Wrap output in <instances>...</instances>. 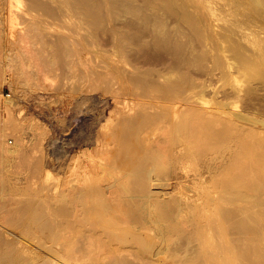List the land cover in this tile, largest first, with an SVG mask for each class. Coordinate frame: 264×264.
I'll list each match as a JSON object with an SVG mask.
<instances>
[{
    "label": "bare ground",
    "instance_id": "obj_1",
    "mask_svg": "<svg viewBox=\"0 0 264 264\" xmlns=\"http://www.w3.org/2000/svg\"><path fill=\"white\" fill-rule=\"evenodd\" d=\"M188 2H186V0H0V25L5 23L3 21L5 18V20L13 26L16 17H19V13L26 15L25 17H31L30 22L33 21L34 24L24 29V35L28 37V40L30 39L31 43H35L34 45H36V48L40 44L41 53L39 52V48H37L38 50L36 49L40 54L43 52L48 53L49 51L47 52L45 49L47 48V50H49L48 48L51 47L50 49H55V51L58 50L57 52L60 57L61 51L63 52V47L69 50L71 49V45L68 46V44L73 43L77 47H80L81 50L85 49L87 51L86 47H89L87 53H91L93 58L90 59H94L95 56H97L96 40L98 39L99 32L105 28L106 32L102 30V35L104 32V35L107 37L106 42L110 47L112 45V50L110 51L114 49L115 52H113V54L115 53L114 56L116 55L117 58L116 64L112 65L111 68L107 65L108 68L106 69H109L112 75L114 74L113 76L117 73L116 76H118L119 80L118 78L116 79L119 82L123 79L125 85L122 87L127 96L123 95L126 99L132 96L136 97L134 99L138 101L121 102L122 108L124 110L127 109L126 112L124 111L123 113H127L129 116H122L118 119L115 118V124L111 127L112 131L110 130V133L108 132V135L106 134V138L111 140L110 143L117 144L115 145V149L117 146L120 149L119 151L117 150V152L112 151V149L114 150V144H111L112 149L110 148L109 152L111 153L112 151L115 155L113 154L109 157V154V158L104 155L106 158L103 159V156V163L96 164L95 173L89 180L85 182L82 181V184H80L77 189L72 188L66 191V188V192L62 190V193L64 192L63 194H60V191L58 193L59 196L55 199H53L54 196L50 198L46 194L47 192L45 196H42L41 192L43 190H40L41 192L39 191L38 193L41 194V196L36 194V196L31 197L30 195H32V192L28 195L30 198L25 197L27 200L24 203L23 201L20 202L21 205L14 208L9 217H5L6 219L4 218L3 220L1 219V223L17 231L20 239L23 241H30V244L34 243L35 251L23 247L20 242L15 239L6 242L1 235L0 264H208V262L211 263L214 259H209L212 255H209V258L207 257L208 255H206L205 258V252H208V254L211 253V251H206V249L208 250L212 247L210 246L211 243H217V237L218 242L221 240L225 246L227 245L225 247V251L227 252L222 253L223 249L221 250V248L220 252L222 254L228 253V256H221L218 249L219 245H216L218 248H215L214 245L213 247L215 249L212 248V252L218 249L216 250L217 253H219L218 255L227 259L226 261L223 260L225 261L222 262L223 264H264V124L260 126V128L263 126V129L258 130L259 127L256 128L251 124L249 125V123L247 125L241 124L239 120L242 115H239L240 117H236L235 115L232 120H226V122L221 124L222 127L220 126V129H215L216 126H213L216 124V121H219L220 117L218 118L217 116L218 119H216L212 117V114H209L208 103L205 100V96H207L205 91L208 89L205 88L204 90V87L200 86L201 82L198 85L196 82L197 76L195 77L198 72L203 71L202 69L205 70V68L200 67V65L204 67V64H202L199 59L206 57L205 55L208 50L206 52L202 51L204 47L201 48V44L197 40V37L203 35L204 32V36L206 37L205 41L211 42L212 39L215 42V48L213 47L214 56L219 54L222 55L226 51L227 46L224 45L226 43L234 52L233 58L239 62V64L241 63L242 71L246 72L248 75H252L253 80L256 78L253 82H258L260 85L263 83L261 86L264 87V36H262L261 32L258 30H252V27L264 29V1L239 0V3H236V7L239 8L246 5L245 10L248 12V15L244 17L241 16V19H234L233 22L229 23L232 17L239 15L233 11L231 12V20L229 19L228 21L227 19L226 23H223L227 16L222 22V18H216L217 16L213 14L214 4L211 7L206 5L209 3V0H200V3L203 4L201 8L204 6L209 13L214 15V17L210 16L212 19L216 18L215 21L218 20V22H222V25L225 24L229 28L226 30L227 27L225 28L224 26L225 29L223 28V34H218L219 36L217 38L212 37L211 39L206 33L207 30L205 31L207 27L206 23H204L206 26H203L204 20L202 21V16L196 10L195 11L199 13V15L195 14V12H193L194 9L192 12L189 11L192 9L191 7L193 5L190 4L191 6L189 7ZM122 5H125V7L127 6V10H124L126 11V15L129 16H126L125 20L122 19L124 21V28L118 27L117 24V27L111 25L114 19L117 20V11ZM195 6L193 7L195 8ZM198 9L197 7V10ZM124 10H119L120 14L123 12V15L121 14L122 16H125ZM54 17H59L60 19L68 18V23H65L70 26L72 36H65V38H58V36H55L53 39L52 35L44 33L46 29L49 30L51 26L49 20L52 18L55 19ZM53 19L51 21H53ZM21 22L19 25L22 24ZM27 23L28 25L30 24L29 19ZM227 24H229L230 27ZM199 25H202V27ZM67 28L69 34V27ZM234 28L241 31L240 33L245 29H249L248 34L245 33L244 35L242 33L245 38L241 36L248 45V49L245 47L246 45H242V42L239 43V41L236 40L235 36L238 34L235 35V32L237 33L238 31H234ZM239 36L237 37L240 38ZM100 37L99 40H101ZM25 38L20 39L19 37L20 40ZM199 39L201 41V37H199ZM241 40L242 39H240V41ZM19 42L18 40V43ZM37 42L39 44H36ZM212 43L213 42L209 44ZM26 45L27 44L24 46ZM147 45L150 46V49L153 48V51L159 47L161 50L162 48L164 50L165 48L162 47L164 45H166V49L170 47V50L168 49L169 51H165L168 52V54L170 53L171 56L175 55V58L171 57L170 54L167 55L165 52L159 54L161 56L165 54V56H163L164 58L166 55L172 59L174 58L176 67L172 59L171 64H173L175 69L171 68L169 72L166 71L169 67L164 69L166 63H164V65L163 61L169 60L168 58L161 60L163 66H160L167 72L164 74L163 72L165 71L160 73L161 71L150 70L153 66L148 68L149 70L147 68L146 70H140L139 68H132L133 70H129L127 67L129 66L130 68V64L131 67H133L135 61V57L133 56L134 58H131L133 61L130 63L128 59V55L130 56L131 54L130 52L135 51V53H138L136 50L143 47H147L146 49L148 50ZM19 46H21V44H19ZM146 49H143L145 53L147 52ZM243 49L251 53L250 58H245L243 56L241 52ZM53 50L50 51L53 52ZM139 51L141 53V50ZM210 51L213 52L211 49ZM37 52L36 54L33 53L39 56L40 54H37ZM68 52H70V50ZM104 52L107 51L104 50ZM158 52L157 49L154 53L156 54ZM111 53L112 52H110V54ZM147 53L149 54V52ZM151 53L153 52H150V54ZM48 54L45 55L48 57ZM50 54V57L52 56L53 58V53ZM67 54L64 53V55ZM71 54H73V52ZM29 55L32 56V54ZM55 56H57V53L54 57ZM39 57L43 56L41 55ZM20 59H22V57H20ZM56 59L54 62L57 61ZM34 60L35 58L33 61ZM27 61L26 63L30 62ZM197 61H200L198 62L199 64L201 63L200 65L198 64L199 67L195 65ZM39 62L41 63V61ZM78 62L80 63L81 61H77V63ZM193 62L195 63L194 67L201 68V71H193L191 68V71L196 72L194 73L195 78H193V76L191 77L189 67H186L189 69L182 68H185V64L190 66L188 64H193ZM29 64L31 65V63ZM50 64L52 65L55 63ZM127 64L128 66L126 69L131 71L128 72L130 74L124 72L122 68L123 65L125 67ZM179 64H181L180 69L182 68L184 71L177 67ZM22 65L24 64L22 63ZM26 65L24 67H26ZM30 65H28L29 67L27 68H30ZM46 66L47 68L49 67V65ZM166 66L170 65L167 63ZM192 66L193 65H191V67ZM196 67L194 70L197 69ZM16 68L17 67H15V70ZM19 68V71H21L22 67ZM50 68L52 69V67ZM102 68L104 69V67H100L101 70H103ZM93 69H95V67ZM93 69H91L92 71L89 70V75L86 74L88 78H92V80L97 78V74ZM210 69L213 70L214 67ZM234 70L236 71V69ZM10 71L12 70L10 69ZM24 71L27 70L25 69ZM113 71L115 72L113 73ZM237 71L239 72L238 69ZM61 72V76H68L64 70H61ZM70 73L73 72L71 71ZM111 73L108 75H111ZM123 73L125 74L124 77ZM16 74L20 75L19 73ZM37 74L39 73L37 72ZM21 76L23 75L21 74ZM83 76L84 75H82L81 78H83ZM77 78V80H79L80 77ZM192 78L195 81H193ZM250 78L251 76H249V79ZM160 79H162V81H160ZM107 80L110 82L109 76ZM107 80L104 81L107 83ZM115 80L112 84H117ZM221 81L222 80H220V82ZM120 83L118 84L119 86L122 85ZM202 84L205 86L206 83L204 82ZM206 85L205 87H210V84ZM107 88L109 87H105L104 89L106 90ZM248 88L250 89L249 86ZM94 89L95 88H93V90ZM111 89L112 91L115 90H113V88H110V90ZM237 89L238 87L236 85L235 90ZM135 90L141 92L138 93V91ZM245 90L248 92L247 89ZM252 90L250 91L251 94L257 91L254 89L255 92H253ZM136 92L138 95L134 94ZM219 92L216 93L218 94ZM240 92L241 90L239 93H235L240 95ZM247 92L244 93L247 95L249 94V92ZM116 93L118 92H115V95L118 96ZM213 94L215 95V93ZM123 95L121 96L123 97ZM224 96L227 97V94L223 95V97ZM242 98L239 96V99ZM230 100L233 99L231 98ZM116 103L117 102L114 104ZM118 103H120V101ZM219 103L220 102H218V104ZM230 103V105L237 107L236 102ZM132 105H134V107H132ZM220 105L222 104L220 103ZM227 106L228 105H226V108ZM133 109L138 110L136 111ZM154 109L159 111H154ZM132 110L136 112L135 115L132 114ZM152 110L153 112H151ZM211 111L214 112L216 110L211 109ZM153 114L158 117H156V120L152 119ZM207 114L211 115V117H208ZM245 117L248 118L247 115L244 116V119ZM111 118L112 117L109 116L107 120L110 121ZM161 119H165L163 122L166 121L167 127L164 126L166 125L165 123H162L164 124L163 128L167 129H161V135L159 131L158 136L160 137L156 136L154 139L149 137V139H151L147 140V138H144V135H142L144 139L140 138V135L146 130L147 125L150 124L148 133H152L154 129H156L155 122L158 120L161 121ZM221 119H224V117H221ZM245 120L242 122L246 123L247 121ZM255 121L257 120L255 119ZM158 123L156 125L160 127ZM220 123L221 120L219 121V124ZM257 126H259V124ZM160 128L158 130H160ZM158 130H155V132H158ZM164 130H166V132H164ZM153 135L152 133V137ZM110 140L105 141L106 143L103 142L105 146L108 144L110 147L108 142ZM105 152L104 150V153ZM225 152L229 153L227 154L228 157L224 156ZM200 168L203 169V173L209 175L208 181H206L207 186L203 181V186L206 187L203 189L204 192L202 197H199L200 200L202 199L199 203H197L199 198L191 201L192 197L190 199V196L183 192L188 196L187 198L190 199L189 204V199L187 200L185 196L184 198L186 200L178 196L180 192L177 193V191L181 190L182 186H179L181 189L178 188L180 182L176 183V181L181 173H184L183 176H185L186 173L189 174V172L200 174L201 171L198 170ZM119 171H121L120 173L122 174H120ZM179 172L181 173L179 174ZM48 185L49 184L46 186L45 183L46 188L51 187ZM169 187L172 188V191L177 190V195L176 193H171L172 195L168 194V192L166 193L165 188ZM153 188L159 189V192L155 189L154 192ZM14 191L20 193V195L22 193L19 192L22 191V189ZM211 203L212 205L214 204L213 210L212 206H210L211 209L209 208L212 211L206 208V204L210 205ZM7 213L9 212H6V214ZM211 216H213L214 219ZM210 217L213 219L212 221ZM203 219L207 222H204L206 224L202 223ZM1 223V227H4ZM231 231L234 232L233 234H236L234 239H229L227 236H232V233H230ZM213 232L214 234L216 232L215 235H217L214 243ZM210 237L213 239H210ZM208 238V242L211 240L212 242H209V246H207L209 248L205 247V252L203 251L201 255L199 253L201 251L200 246L204 243L207 244ZM194 241H196V246L199 245V250L194 249ZM221 243L222 242L219 244ZM222 244L220 247H222ZM195 248H198V246ZM213 256L212 258H215V253ZM216 258L217 261H219L217 256ZM214 263L212 262V264ZM220 263L221 262H219V264ZM216 264H218V262Z\"/></svg>",
    "mask_w": 264,
    "mask_h": 264
},
{
    "label": "rangeland",
    "instance_id": "obj_2",
    "mask_svg": "<svg viewBox=\"0 0 264 264\" xmlns=\"http://www.w3.org/2000/svg\"><path fill=\"white\" fill-rule=\"evenodd\" d=\"M191 1H193L194 3ZM224 1L223 0H209V3L206 4V5L211 6V7L214 4L213 5V11L215 13L213 12V14L217 16V17L215 16L216 18H219V17L222 18L221 19L222 22L225 19V17L227 16V18L224 20L223 23H226L227 19H228V21H229V19L231 20V17H232L231 12H233V11H235V13H238L239 15L236 16L237 18L232 17V20L229 21V23L233 22L234 19H236V20L241 19V16L244 17L245 15H248L247 14L248 12L245 10L246 5H243L239 8L236 7L237 4L239 3L238 2L239 0H224ZM186 2H188L189 7L191 5H193V6L196 5L195 8L193 6L191 7L192 9L189 8L190 9L189 11L192 12L194 9L193 12H195V14L199 15V13H200V15L202 16V17L200 16L202 18V21L204 20L203 26L207 25L206 29H205V27H204V29H205V31L207 30L206 33L208 34L210 39L212 37L217 38L219 35L223 34L224 29L227 26L225 24L222 25L221 24L222 22L220 23V22H218V20L215 21L216 18L212 19V17H214V15L209 13V11L204 6H203V8H201V5H203V4L200 3V0L199 1L198 0L197 1L196 0L195 1L194 0H186ZM195 2H196V4H195ZM197 3L200 5V7ZM218 5H219V7H218ZM197 7L199 8L198 10H197ZM119 8H120L119 10H124V9L127 10L126 9L127 6L125 7V5L124 6L122 5ZM119 10L117 11V14H118L116 17L117 20L114 19V21L111 22V25H114L116 27L118 25V27L124 28V21L123 20H125L126 16H128V15H126V11L124 10L125 16H122L123 12H121V14H122L121 15ZM195 10L199 13H197ZM243 10H244V12H243ZM216 11L218 12V14ZM244 13H246V14H244ZM5 14H4V16H5ZM18 16L19 17L18 18L16 17V19L13 23V26H11L5 20V18L3 19V21L5 23H2L0 25V223H1V219L3 220L5 217L6 218L9 217L12 210L14 208L18 207L19 205H21L20 202L23 201V203H24L27 200V198H30L28 195H30L32 192L34 194L32 193V195H30L31 197L36 196V194L39 196H41V194H42V196H45V193L47 192L46 194L50 198H52L54 196L53 199H55L59 196L58 193L60 191H61L60 194H63L64 192L62 193V190L65 191L66 188H67L66 191H68L72 188L77 189V187L79 188L80 184H82V181L85 182V181L89 180L93 176V174L95 173L96 166H97L96 164H99L101 162L103 163V161H104L103 159L106 158L105 156L108 157L110 154L109 157H111V155L114 154V153H112V151L117 152V150L119 151V149H120L118 146L115 149V147H116L115 145H117V144L113 143L114 144V150H113L111 148V146L113 144L110 143L111 140L109 138L107 139L106 136L108 135V132L110 133V130L112 129L111 127L114 126L115 118L118 119L119 117H122V116L123 117L129 116V115H127V113H123L124 111L126 112L127 109L124 110L122 108L123 107L122 103H124V102L126 103L128 101L138 102V101H136L137 99H134L136 97L131 96L130 97L131 99L129 97H128V99H126L125 96H127V94L124 92V88L122 87L123 85H125L123 83V79L120 80V82H122V83H120L118 81L119 80L118 76H116L117 73L115 74V76H113L114 74L112 75L111 71L108 69L109 70V72H108V70L106 69L108 67L111 68L112 65L116 64L117 58H116V55L114 56L115 53L113 54V52H115V50L113 49V51H110V50H112V48H111L112 45L110 44L111 45V47H110L109 44L106 42L107 37H106V35H104V32L102 35V30H104L106 32L105 28L99 32L98 39L96 40V47L98 48V50L96 48L97 56H95L94 59H90L93 57H92L91 53H87L89 51V47H86L87 51L85 49L81 50L80 47H77L73 43H72L73 45L68 44V46L71 45L70 46L71 49H69L70 52H68L69 51V50H67L68 48L65 49V47H63V52L66 54L68 53L69 57H68V54L64 55V53L62 51H61V53L59 52L61 54V56H63V57L66 56V57H64L65 59L61 56L59 57L58 52H57L58 50L55 51V49L54 50L50 49L51 47L48 48L49 50H47V48H46L45 50L47 52L49 51L48 52L49 54L53 53L52 54L53 58H52V56L50 57L51 54L49 55L48 53H45V52L40 54L41 53L40 52L41 46L39 47L40 44L38 42L36 44H39L37 46V48H39L40 53L37 52L36 51V49H37L36 45H34L35 43H31L30 39L28 40V37H26L24 35L25 34L24 29L26 27H29L30 25L34 24L33 21H31L33 23L30 22L31 17L27 16L28 17L27 18V17H25L26 15H23L21 13H19ZM210 16H212V17H210ZM120 17H122V18H120ZM205 17H206V19H205ZM25 18H26V20H25ZM54 18L55 19L52 18L53 21H51L52 19L49 20V24L51 26H50L49 30L46 29V31H44V33H46L48 35H52L53 39L55 36L56 37L58 36V38H63V37L65 38V36L66 37L72 36V34L70 32V26L66 24V23H68V20H67L68 18L67 19L66 18L60 19L59 17H54ZM56 18L60 19V20H57ZM28 19H29V23H30L29 25L27 23ZM42 19H44V18H42ZM19 21L20 22L22 21L21 22L22 24L19 25V23H20ZM204 23H206V25ZM53 24H54V26H53ZM26 25H28V26H26ZM227 25L229 26V24H227ZM199 26L202 27V25H199ZM224 26H225V28H224ZM67 27H69V34H68V30H67L68 28ZM227 29H229V28L227 27L226 30ZM245 30L242 31V33L244 35H245V33L248 34L249 29H245ZM252 30H258L259 32H261L262 36H264L263 35L264 29L252 27ZM47 31H48V33H47ZM234 31H238L237 33L235 32V35L238 34L237 36L242 34V33H240L241 31L236 30V28H234ZM243 34L239 36L240 38H238L237 36H235V38H236V40L239 41V43L242 42L241 44L246 45L245 47H247L248 45L243 40V38H245V37H243ZM21 35H22V38H25V37L26 38L23 40H20V39H22ZM60 35H63V36H60ZM18 36L20 37V39ZM102 36H104V37H102ZM99 37L101 40H99ZM199 37H201V41H200ZM48 38H49V36H48ZM197 38H198L197 39L198 42L201 44L200 47L201 48L204 47L202 49V51H204V52H206L207 50L209 51V52L208 51L206 52L207 54L204 53V54H206L205 55L206 57H203L204 59L203 58L199 59L202 62V64H204V67L200 65L201 63L200 64L198 63L200 61H197V62H195L196 64L194 62H193V64H188L190 66H187V64H185L184 65L185 68L184 67H182V68L183 69H189L190 68V72L192 73V74L190 73L191 77L193 76V78H195L197 76L196 82L198 83V85L201 82L200 86L204 87V90H205V88L208 89V90H206L207 92L205 91L206 95L208 96V97L205 96V100L208 103V105H207L208 111H210L209 114H212V117H214L216 119H218L220 117L219 121L221 120L220 124H219V121L218 122L216 121V124H214L213 127L216 126L215 129L218 130L222 127L221 124L226 122V120H232V118H234L235 115H236V117H240L239 115H242L240 117V120H239V122L241 121V124L247 125L249 123V125L251 124V125L255 126L256 128L259 127L258 130L263 129V126L260 128L261 124H264V122H263L264 121V100H263V98H264V87L261 86V85H263V83H261V85H260V84H258V82L257 83L253 82V81H255L256 78H254V80H253L252 75H248L246 72L242 71L241 63L239 64V62H237L233 58L234 52H233L232 48H229V46L226 45V43L224 44L225 46H227L226 51L222 55L219 54V55L214 56L213 53H214V48H215V44H214L215 42L212 39H211V42H213L212 44H209V43H211L210 41H205L206 37L204 36V32H203V35H201V36L199 35ZM208 39H206V40H208ZM240 39H242L243 41L242 40L240 41ZM18 40L20 41L19 43H18ZM243 42H244V44H243ZM19 44H21L22 47L19 46ZM25 44H27L29 46L26 45L27 46L26 47V46H24ZM30 45H32V46H30ZM107 45H108V48H107ZM149 47L150 46H148V50L150 49ZM162 47L165 48L164 50L162 48L163 51L161 50L160 47L156 48L154 51L152 50L153 48H151L148 51L146 49L147 47H145V48L143 47V48L139 49V50H141V53L139 50H136V52L138 51V53H135V51L130 52L131 53L130 56L128 55V59L130 60V63H132L131 61H133V60H131V58L133 59L134 57H135L134 60L135 61L137 60L136 61L137 63L134 61V63H133L134 66L132 65L133 67H131V64L129 63L131 69L129 68L128 64L125 67L123 65L122 66L123 71L127 72V74H130L128 72H131L129 70H133L132 68H137V69L139 68L140 70H143V69L146 70V68L148 69L151 66H153L150 68V70L153 69V70H157L159 72L161 71L160 73H162V71H165V70H163V67H161V66H163L161 60L168 59V58L170 61L165 60V61H163V64L166 63V65H167V63H168L170 66H166L164 64L165 65L164 69H167L169 67V69H167L166 71H168V72L171 71L170 69L174 68L173 64H171V59H172L171 57L175 58V55L171 56V54L169 53L171 57H168L167 55H169V54L166 51H169L170 47H167L169 50L166 49V45H164ZM23 48H24L25 52H24ZM30 48H31V51H30ZM32 48H34V49H32ZM102 48L109 53L104 52V50ZM201 48H199V49H201ZM108 49H109V51H108ZM143 49H146V51L149 52V54L147 52L145 53V50L143 51ZM157 49L159 52L155 54L154 52H156ZM210 49L213 52H211ZM247 49H248V47H247ZM26 50H27V52H29V51L30 52L27 53ZM34 50L37 52V54L38 53L40 54L39 56L42 55L43 57H39L38 55L36 56L35 55L36 52ZM50 50L51 51L53 50V52H51ZM66 50H67V52H66ZM71 51L73 52V54H71L72 53ZM110 52H112V53L110 54ZM150 52H153V53L150 54ZM161 52H163V53L165 52L167 54L166 55L167 58L163 57V56H165V54H163V53H162L163 55L161 56L159 54ZM241 52L245 58L251 57V53L248 52L247 50L243 49ZM56 53H57L58 57L57 56L54 57V55H56ZM62 53H63V55H62ZM19 54H20V56H19ZM22 54H23V56H22ZM29 54H32V56ZM45 54H48L49 58ZM12 55H14V56H12ZM156 55H158V56H156ZM104 56H105V58H104ZM20 57H22V59H20ZM26 57H27V59H26ZM34 58H35V60L33 61ZM40 58H41V60H40ZM56 58H61V59H56ZM67 58H68V60H67ZM79 58H81V59H79ZM174 58L172 59V62L175 60ZM52 59H54V60H52ZM55 59L57 60L56 61L57 63L54 62ZM27 60L30 62H28ZM38 60L41 61V63ZM46 60L49 62H47ZM102 60H104L105 62ZM20 61H21V63H20ZM23 61L25 63L27 61L28 63H26V64H28V65H30L29 63H31V65H30L31 69L27 68L29 66L26 65ZM42 61H43V63H42ZM77 61H81L80 62L81 64L79 62L77 63ZM44 62H45V64H44ZM174 62H175L174 65L176 67V61H174ZM13 63L16 66H14ZM19 63H20V65H19ZM22 63L24 65H22ZM38 63H39V65H38ZM50 63H55V64L51 65ZM106 63H108V64H106ZM145 63H146V65H145ZM98 64H100V65H98ZM183 64H182V66H183ZM194 64L197 66L199 64L200 67L205 68V70L202 69L203 70L202 72H198L199 74L197 73L195 75V77H194V73H196V72H193V71H201V68H198L199 66L198 67L195 66L197 69L194 70V68H195ZM25 65H26V67H24ZM46 65H49V67L47 68ZM78 65H80V66H78ZM96 65L98 66V68ZM103 65H106V66H103ZM107 65H109V66L107 67ZM180 65L181 64H179L177 66L179 69H180ZM191 65H193V66L191 67ZM11 66H13V67H11ZM18 66L22 67L21 71H19L20 68ZM9 67H11V68H9ZM15 67H17L16 70H15ZM50 67H52V69ZM87 67H88V69H87ZM92 67L93 68L95 67V69H93ZM100 67H104V69L102 68L103 70H101ZM126 67L129 70L126 69ZM186 67H189V68H186ZM211 67L212 68L214 67V69L213 70L210 69ZM78 68H81V69H78ZM90 68L93 69V71L97 74V78L94 80H92V78L91 79L88 78L89 70L92 71ZM161 68H162V70H161ZM182 68L180 70H183ZM191 68L193 71H191ZM10 69L12 71H10ZM22 69H23V71H22ZM25 69L27 71H24ZM71 69H73V70H71ZM234 69H236V71L238 69L239 72L238 71L236 72ZM61 70H64L68 74V76L67 75L61 76L60 75L62 73ZM76 70H77V72H76ZM71 71L73 73H70ZM166 71L163 72V74L167 73ZM28 72H30V73H28ZM37 72L39 74H37ZM65 72H64V74H65ZM78 72H80V73H78ZM97 72L99 73V75ZM114 72L115 71H113V73ZM13 73L14 74L19 73L20 75H17V74L14 75ZM25 73L28 75H26ZM110 73L112 76L108 75ZM21 74L23 76H21ZM30 74H31V76H30ZM86 74H88V75H86ZM39 75H41V76H39ZM76 75H77V77H80V78L82 77V75H84V76H83V78H81V79L79 78V80H77L78 78L76 77ZM78 75H80V76H78ZM65 76H66V78H65ZM108 76L110 78V82H109V80H107ZM124 76H125V74L123 73V77ZM249 76H251L250 79H249ZM84 77H85V79H84ZM231 77H232V79H231ZM114 78L115 79L118 78V80L116 79L117 82ZM111 79H112V81H111ZM219 79L222 81L220 82ZM96 80H98V81H96ZM104 80H107V83ZM114 80H115V83H117V84H114V83L112 84V82H114ZM87 81L90 83H88ZM160 81H162V79H160ZM193 81H195V80L193 79ZM92 82H94V83H92ZM204 82L208 85L210 84V87H208V88L205 87V86H207L206 84H205V86H203L204 84H202V83H204ZM119 83L122 85L119 86L118 85ZM106 84H108L109 86ZM236 85L238 87L237 90L240 89L242 94L244 92H247L245 89L248 90L249 94L246 95V93H244L245 95L243 94V96H244L243 97L241 92H240V95H239L238 93L240 90L239 91L235 90ZM71 86H77V87H71ZM104 86L109 87V88H107L105 90ZM248 86L250 87L251 90L253 87V90H252L253 92H255L254 89L257 90L255 92L256 94L253 92H252L253 94H251L250 93L251 90L248 88ZM257 86L259 87V89ZM124 87H126V86H124ZM127 87H128V85H127ZM77 88H78V90H77ZM93 88H95L96 90L95 89L93 90ZM110 88H113V90L114 89L115 90L112 91V89L110 90ZM233 89L235 90V92H238L237 93L238 96L234 92ZM72 90H74V91H72ZM117 90H119V91H117ZM211 90H212V92H211ZM108 91H109V93H108ZM135 91H138V90H135ZM135 91H133V92H135ZM230 91H232L233 93ZM115 92H118L119 94L120 93L121 94L119 95L118 93H116L118 95V96H116ZM140 92L141 91H138V93H140ZM216 92H219V93L217 94ZM138 93L136 92L134 94L138 95ZM213 93H215V95ZM228 93L231 95H229ZM234 93L236 94V100H239V101L235 100V94ZM226 94H227V97L224 96L225 97L224 98L223 95H226ZM121 95H123V97ZM251 95L253 98L251 97ZM232 96H234V97H232ZM239 96L241 98L242 97L243 98L239 99ZM231 98L233 100H230ZM213 99H214V101H213ZM119 101H120V103L122 101H124V102H122L120 104V103H118ZM115 102H117V103L114 104ZM218 102H220L222 105H220V103L218 104ZM230 102H234V103L236 102L237 107L234 105H230L231 104ZM223 103H225V104H223ZM226 105H228L227 108H229V109L226 108ZM222 106H224L225 108ZM232 106H234V107H232ZM130 107H131V105H130ZM132 107H134V105H132ZM214 107H216V108H214ZM157 109H154V111H159ZM211 109H215L216 111L212 112ZM133 110H136V109H133ZM133 112H132V114L135 115L136 112L135 111H133ZM151 112H153V110ZM137 113H139V112H137ZM245 115H247V117H248V118L245 117V119H247V120L244 119ZM249 115L254 119H252ZM109 116H111L113 118V119L111 118L110 121L107 120V118ZM207 116L211 117V115H208V114H207ZM217 116H218V118H217ZM150 117H151V115H150ZM152 117H153L152 119H154V120H156L158 118L156 115L154 116V114L152 115ZM221 117L222 118L224 117L225 120L221 119ZM243 119L247 122L243 123L242 122V121H244ZM255 119L259 122L260 121H262V122L259 123V122L255 121ZM164 120L163 119H161V121L158 120L159 123H158V121L155 122L156 129H154V132H152L154 134L153 137H152L151 132L148 133V130H149L148 127L150 125L148 123L149 125L146 126L147 131L145 130L146 132L144 131V133L140 135V138L141 139L147 138V140H148L149 137H151L152 139H154L156 136L159 135L158 134L159 131H160V135H161V133H162L161 129H167V128H163L164 126L167 127V124L165 123L166 121L163 122ZM162 122L165 123L166 125H164ZM157 123L159 124L158 126H160L161 128L157 127V125H156ZM160 123H161V125H160ZM258 124H259V126H257ZM159 128H160V130H158ZM155 130H158V132L156 131L157 132L156 133ZM164 132H166V130H164ZM145 133H146V136H148V137L145 136ZM147 134H149V135H147ZM90 135H91V137H90ZM142 135H144V138L142 137ZM158 137H160V136H158ZM107 140H110V141H108L110 144V147L108 144H106V146H105V144L103 143ZM110 148L112 149L111 153L109 152ZM104 150L106 151L105 153H104ZM102 153H104V154H102ZM227 154H229V153L225 152L224 156L228 157ZM213 156H214V154H213ZM102 157H103V159H102ZM209 157L211 158L210 155H209ZM209 157H207V158H209ZM215 157H217V156H215ZM198 170L201 171L200 174L194 173V172H191V173L189 172V174L186 173L185 176H183L184 173L179 172V174L180 173L181 174H180L179 178L177 179L176 183L180 182L178 184V188H180L179 186L181 185L182 189L180 188L181 190H178V191L173 190L172 191V188L169 187V188H165V192L166 193L168 192V194H171V193L175 194L176 191H177V193L180 192L182 195L179 193L178 194L179 197H182L183 199H185L188 196H190L189 197L190 199L192 197L191 201H193L194 199L197 200L200 196L202 197L203 192H204L203 189H205L204 187L207 186L206 181H208L209 175L207 173H203L202 168H200ZM120 172L121 171H119V173ZM120 174H122V173H120ZM196 174H197V176H196ZM181 175H182V177H181ZM191 176H193V177H191ZM200 179H201V181H200ZM192 180H193V182H192ZM196 181H197V183H196ZM203 181H204V184L206 186H203ZM173 182H174V180H173ZM45 183H46V186H47V184H49L48 186L49 187L51 186V187L46 188ZM41 184H43L44 186ZM41 186H43L44 188ZM68 186H70V187H68ZM183 186H185V187H183ZM17 188L19 190L22 189V191H19V192H22L21 195H20V193L14 191V190H18ZM40 188H43V189H40ZM184 188H186V189H184ZM154 189L157 192H159V189L157 190L156 188H153L154 192H155ZM168 189H169V191H168ZM40 190H43V191L41 192ZM196 190H198V191H196ZM39 191L41 192V194H38ZM183 192L186 193L188 196L185 195ZM177 193H176V195H177ZM184 196H185V198H184ZM25 197H27V198H25ZM189 198H187V200ZM190 199L188 200L189 204H190ZM201 201H202V199L200 200V198H199L197 200V203H199ZM206 206H207L206 207L207 209H209L210 206H212V210H213L214 204L213 205H212V203L210 205L206 204ZM212 210H210V211H212ZM6 212H9V213H7L8 215L6 214ZM211 217L214 219L213 216H211ZM212 218L210 219L211 221L213 220ZM204 222H206L205 219H203L202 223H204ZM206 223H204V224H206ZM1 224H3V223H1ZM1 226L2 225H0V237L2 235L4 241L10 242V241H13L15 239V240L19 241L23 247H26V248H29V249L35 251V249H34L35 244L34 243L30 244L29 243L30 241L28 242L27 240L23 241L22 239H20L17 231L12 229L11 227L6 226L5 224H3V226L6 228L1 227ZM213 227H214V225H213ZM7 228H8V230H7ZM230 233H232V236L227 235L228 238L234 239L236 237V234H233L234 232H232V231ZM213 234H214V232H213ZM213 234H212V236H213ZM215 234H216V232H215ZM215 234L213 236L214 239L212 237H210V239H213V243H214V241L217 240V243L215 242L214 244H212L211 243L212 240H211L209 242L211 243L210 246H212V247H210V248L207 247V246H209V242H208L209 238H208L207 239L208 245L206 243H204L205 245L204 244L201 245L200 246L201 251L199 253L202 255L203 251L205 252V247L209 248L210 250L206 249V251H211V253L208 254V252H205L206 254L204 257L206 258V255H208L207 257L209 258L212 255L211 258H209V259H214V261L209 260V261H211V263L208 262V264H212V262L213 263L218 262V264H219V262H221L220 264H223L222 262H225L227 259L220 257V255H218L219 253H217L216 250L219 249V252H220L223 249L222 253H224V252L226 253L227 251H225V247L227 245L225 246L223 241H221L219 239L220 242H222L224 244L223 245L221 243L222 247H220L221 244H219L220 242H218V237L216 238L217 235H215ZM215 238H216V240H215ZM194 243H193L194 249L199 250V245H197L198 248H195V247H197L196 241H194ZM214 245H215V248H218V247L219 248L216 249L215 252H214V250L212 252V248H214L213 247ZM216 245H219V246L217 247ZM220 248H221V250H220ZM214 253H215V258H212V257H214L213 256ZM222 253H221V256L222 255L228 256V253L227 254H222ZM45 255H43V256H45ZM216 256L219 258V261H217ZM226 258H228V257H226ZM215 259H216V261H215ZM223 260H225V261H223ZM216 263H214V264H216Z\"/></svg>",
    "mask_w": 264,
    "mask_h": 264
}]
</instances>
